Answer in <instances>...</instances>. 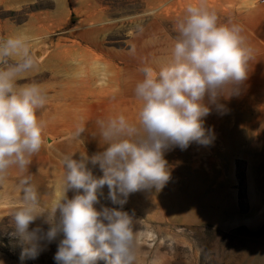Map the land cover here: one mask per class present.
I'll use <instances>...</instances> for the list:
<instances>
[{"label": "rangeland", "instance_id": "1", "mask_svg": "<svg viewBox=\"0 0 264 264\" xmlns=\"http://www.w3.org/2000/svg\"><path fill=\"white\" fill-rule=\"evenodd\" d=\"M190 2L0 0V38L23 32L33 40L38 70L19 82H35L48 95L39 113L47 121L44 144L27 170L32 177L46 173L48 202L60 193L65 155L91 156L105 147L97 120L120 113L135 120L141 104L135 84L144 67L167 61L176 21ZM207 6L220 23L242 26L254 59L239 94L221 98L223 111L213 107L205 118L212 143L165 153L171 178L162 189L130 194L122 206L103 189L97 209L118 208L133 219L137 264H264V0H207ZM93 173L102 175L98 167ZM11 177L0 185L6 194L0 264H55L57 242L35 259L21 258L11 227L21 194H10Z\"/></svg>", "mask_w": 264, "mask_h": 264}, {"label": "clouds", "instance_id": "2", "mask_svg": "<svg viewBox=\"0 0 264 264\" xmlns=\"http://www.w3.org/2000/svg\"><path fill=\"white\" fill-rule=\"evenodd\" d=\"M175 32L167 61L144 67L135 84L141 101L135 120L123 113L97 120L105 147L91 156L65 155L60 193L47 203L27 170L44 144L47 121L39 113L48 95L35 82H19L38 70L33 40L23 32L0 38V185L12 170L19 173L21 204L11 214V227L23 246L22 259H35L57 242L55 264H137L133 219L118 208L97 209L103 189L121 206L130 194L162 189L171 178L165 153L212 143L205 118L213 107L223 111L221 98L239 94L254 59L242 26L220 23L207 0H192ZM83 132L81 125L74 136ZM96 167L102 175H94Z\"/></svg>", "mask_w": 264, "mask_h": 264}, {"label": "crops", "instance_id": "3", "mask_svg": "<svg viewBox=\"0 0 264 264\" xmlns=\"http://www.w3.org/2000/svg\"><path fill=\"white\" fill-rule=\"evenodd\" d=\"M33 175H34L32 177L33 182L36 184V186L38 188V191H39V193L41 195L42 201L47 203L48 200L51 198L52 194L49 192V189L44 185L45 182L48 181V179H46V173L45 172H39L37 174L38 176H36L35 174H33ZM11 176L12 175H10V177ZM35 176L39 179L40 182L36 181ZM18 180H19V176L10 178V185H11V187H13V189L10 190V194L13 195V196H16L17 194H21L17 190V187H15L18 184ZM5 198H6L5 190H1L0 189V204H3L2 208L0 207V214H1V212L4 213V210H5Z\"/></svg>", "mask_w": 264, "mask_h": 264}]
</instances>
